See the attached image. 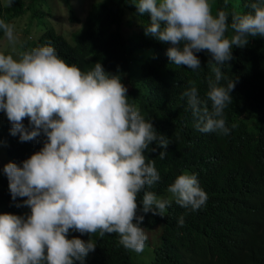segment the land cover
Wrapping results in <instances>:
<instances>
[{
  "label": "clouds",
  "instance_id": "1",
  "mask_svg": "<svg viewBox=\"0 0 264 264\" xmlns=\"http://www.w3.org/2000/svg\"><path fill=\"white\" fill-rule=\"evenodd\" d=\"M25 1L0 0V40L15 44L9 23L28 7L41 8L32 4L35 0L27 6ZM64 1L69 19L79 17L70 19L79 27L100 2L88 0L80 8ZM250 5L254 14L233 15L229 25L226 12L212 14L210 0H121L108 15L105 36L159 46L168 70H204L202 91L194 81L179 90L191 128L228 135L236 125L227 126L224 112L241 94L238 69L248 37L264 40V0ZM12 8L25 10L6 19ZM41 9L52 15L50 8ZM43 19L46 24L35 22L37 28L28 23L12 49L0 53V120L8 118L11 135L19 134L22 142L41 134L28 144L32 154L22 166L0 158L7 163L0 170L9 184V189L0 186L4 209L11 212L0 213V264H83L96 247L92 235L111 240L123 252H142L139 264H221L184 227L188 216L210 201L205 181L188 157H178L174 174L160 180L153 153L166 157L169 142L157 132H163L164 123L144 113L129 85L101 60L88 68L68 64L50 44L20 53L22 40L47 30L49 20ZM27 27L31 33L24 31ZM74 31L60 33L71 40ZM24 212L27 216H20ZM177 222L182 232L174 240L183 238L186 246L174 248L165 261L153 247L171 240L167 233ZM230 264H264V247Z\"/></svg>",
  "mask_w": 264,
  "mask_h": 264
},
{
  "label": "trees",
  "instance_id": "2",
  "mask_svg": "<svg viewBox=\"0 0 264 264\" xmlns=\"http://www.w3.org/2000/svg\"><path fill=\"white\" fill-rule=\"evenodd\" d=\"M120 1L100 0L93 4L71 40L49 25L36 39L22 40L20 53L50 44L59 49L61 58L70 65L76 62L88 68L98 59L117 73L129 85L134 100L144 113L156 123H164L163 132H157L169 142L166 157L162 160L158 153H153L161 171L160 180L164 183L174 174V161L178 157H188L211 194L202 212L188 216L185 230L194 232L221 264L243 261L264 247V40L261 36H249L239 63L241 94L224 112L227 126L235 124V130L228 135L201 134L191 128L179 90L185 82L194 81L202 91L205 87L204 70H168L159 46H146L138 40L125 44L116 37L105 36L109 27L108 15L119 9ZM254 1L227 0L225 3V0H210V3L212 14L226 12L230 25L233 15L254 14L250 5ZM28 8L31 16L36 17L37 25L46 24L43 9ZM24 10L12 8L4 17L11 19ZM70 19L79 21L76 15H71ZM24 31L31 33L27 29ZM11 127L8 118L0 120V158L6 156L8 162L22 166L32 154L28 144L35 142L41 134L22 142L19 134L11 135ZM25 127L31 129V125ZM154 144L165 151L158 142ZM2 184L3 189H9L8 178L0 170V186ZM3 189H0V213H11L4 209ZM20 216L26 217L27 214L24 212ZM181 232L177 222V226L167 233L171 240L161 241L153 247L165 261L174 248L186 246L183 238L174 240ZM87 238L89 240L90 234ZM91 239L96 247L88 253L83 264H139L142 252H123L105 237L92 235Z\"/></svg>",
  "mask_w": 264,
  "mask_h": 264
},
{
  "label": "rangeland",
  "instance_id": "3",
  "mask_svg": "<svg viewBox=\"0 0 264 264\" xmlns=\"http://www.w3.org/2000/svg\"><path fill=\"white\" fill-rule=\"evenodd\" d=\"M27 2L28 0L25 1V5L27 6ZM88 0H73V4L75 7H83L84 3H87ZM33 5L41 7V8H45L46 10H48L49 8L51 9L52 15L48 16L47 14H45V17L49 20V24L53 25L57 28V30L59 32L63 31V33L67 36L70 35V33L72 31H74L75 29H77L79 27V23L78 22H72L69 19L68 16V7L65 3L64 0H35L33 3ZM30 13L31 10L27 9L23 14H21L19 17H16L15 19H13L9 24L14 25V31H15V35L17 37V40L20 36L23 35V31L22 29L29 23L30 24V28L33 29L35 28V18H30ZM37 28V26H36ZM29 28L27 27V30ZM19 33V35H17ZM37 35V31H35V34L33 35V38H35ZM16 40V43H17ZM15 43V44H16ZM12 44L11 42L8 41L7 37H5L4 39L0 40V53H4L5 51H9L12 49V47L15 45ZM15 58V57H14ZM5 160L7 161V157L5 156ZM5 161H1L0 160V168H4V165L7 164L5 163ZM158 226H155V232L156 233L158 231ZM78 237L82 240L85 241V238L81 235L78 234Z\"/></svg>",
  "mask_w": 264,
  "mask_h": 264
}]
</instances>
